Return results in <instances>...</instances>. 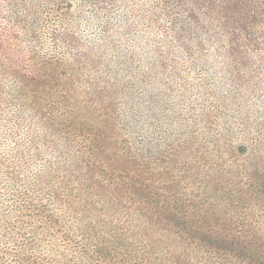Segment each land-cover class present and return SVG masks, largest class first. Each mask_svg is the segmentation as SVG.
<instances>
[{"label": "rangeland", "instance_id": "374dc122", "mask_svg": "<svg viewBox=\"0 0 264 264\" xmlns=\"http://www.w3.org/2000/svg\"><path fill=\"white\" fill-rule=\"evenodd\" d=\"M176 8L0 0V264H264V69L166 45Z\"/></svg>", "mask_w": 264, "mask_h": 264}, {"label": "trees", "instance_id": "16d2710c", "mask_svg": "<svg viewBox=\"0 0 264 264\" xmlns=\"http://www.w3.org/2000/svg\"><path fill=\"white\" fill-rule=\"evenodd\" d=\"M245 1L249 4L246 5ZM160 3L168 13L171 12L174 6L177 7L176 11L178 10L177 12L181 13L179 17L174 18L173 25L171 24L172 27L169 29L164 26L160 27L159 22L156 20L152 21V26L157 27L154 31L159 32L158 34L168 41L166 45L171 43L175 44L177 46H172L174 50H184L186 55H192L194 53L192 49L193 41L199 48H202L200 45L204 46L203 42L208 43L211 45L214 58L226 59L225 62L228 63V68L223 72L229 76L231 83H235V81L241 77L245 69L253 74L254 65L264 69V48L261 49L260 57L257 58L256 62L249 60L247 56L237 59L238 51L248 45L247 42H245L244 45L240 44V40H245L246 35L244 34L252 31L251 28H256L255 23L260 22L261 19L264 18V12L250 8L251 4H253L254 7L257 0H233L224 3L226 6L235 5V14L241 19L240 21L243 22L242 25L233 26L231 28H226L227 22L231 21L230 16H221L217 19L219 23L216 24L210 16L211 11L209 8H206L207 11L201 13L202 17L189 5L191 0H160ZM251 14V17L254 18V24L252 26L245 20V18ZM192 33H195V37L186 39V37L190 36ZM219 40H223L227 44L226 47H221ZM242 51L244 55H247L248 51H246V49ZM219 73L221 72L219 71ZM105 256L108 257V255Z\"/></svg>", "mask_w": 264, "mask_h": 264}]
</instances>
